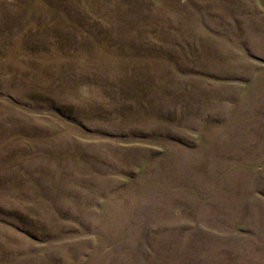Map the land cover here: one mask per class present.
I'll use <instances>...</instances> for the list:
<instances>
[{
	"label": "rangeland",
	"instance_id": "374dc122",
	"mask_svg": "<svg viewBox=\"0 0 264 264\" xmlns=\"http://www.w3.org/2000/svg\"><path fill=\"white\" fill-rule=\"evenodd\" d=\"M0 264H264V0H0Z\"/></svg>",
	"mask_w": 264,
	"mask_h": 264
}]
</instances>
